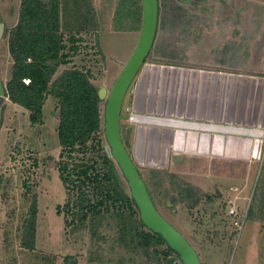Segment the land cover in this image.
Segmentation results:
<instances>
[{"label":"rangeland","instance_id":"1","mask_svg":"<svg viewBox=\"0 0 264 264\" xmlns=\"http://www.w3.org/2000/svg\"><path fill=\"white\" fill-rule=\"evenodd\" d=\"M20 2L0 0V23L4 25L0 38V77L4 86L10 78L12 65L5 33L17 22ZM189 2L159 0V37L146 59L148 64L172 63L169 58L178 60L187 55L200 59L201 51L204 50L201 46L202 50H196L189 41L182 44L190 39L192 33L187 35L183 31L181 45L173 43L174 37V41L178 37L174 34L176 30L172 29L174 21H178V24H205L219 22L218 18L221 22H227L236 16V13L231 12V7L234 8L236 4L226 5L225 0H222L218 9L211 6L216 2L203 4L197 1L188 7ZM79 3L78 9L89 17V21L86 23V20L81 19L79 22L70 20L65 23L66 34H77L84 40L79 45L78 53L73 56L74 63L88 68L93 75L92 83L98 90L105 89L107 95L133 52L140 25L137 30H120L130 26V0H79ZM175 3L186 7L177 10L174 8ZM71 12L74 18L76 13L73 8L69 14ZM243 13L246 18L253 15L248 6ZM247 23V35L243 41L246 48L249 39L260 33L262 25L258 17L255 20L249 17ZM88 26H91L90 29L81 32L82 27ZM168 35L170 39L168 37L163 44V37ZM219 37L218 34L210 38L204 36V40L215 44L219 42ZM230 49L231 45L228 48L223 45L221 56L216 57L209 51L206 60L214 59L215 62L219 58L222 62L234 60L243 63L252 59L247 52L244 57L236 51L232 55L228 53ZM162 56L168 57V60L164 62L158 58ZM65 68L60 67L57 74ZM134 91L133 83L124 100V116L130 115ZM104 106L105 98L100 101V148L111 157L103 130ZM56 107L57 99L49 96L43 105L42 124L31 125L29 113L10 103L7 96L0 103V264H170L163 255L154 254L153 248L145 255L142 249L128 243V240L118 242V232L112 220L105 221L98 239H92L86 230L66 232L63 217L57 214V206L65 203L67 195L57 171L61 149L56 132ZM135 125L128 120L121 122L128 151L135 158L139 152L138 169L151 190L158 211L192 245L201 264H264V222L260 220L264 214H248V207L252 204L253 210L257 211L261 197L260 185L264 184V140L260 143L256 157H253L252 142L246 154L242 145L237 144L239 140L248 141L247 138L232 140L227 136L220 138L210 134L206 141L200 140L204 134L197 132L200 139L195 143L188 141L189 148L195 149L190 152L183 150L184 140H176L174 135L168 145L166 160L162 162V133L149 135L147 126L145 137L143 135L142 138L144 142L141 140L137 144ZM229 140L232 143L225 150ZM88 144L92 146L91 142ZM91 156L93 154L90 153L87 158ZM124 187L127 189V184L124 183ZM178 187L195 190L200 196L197 205L189 209L180 202ZM34 194L38 208L35 245L32 250H26L20 247V227ZM229 201L233 202L237 217L228 215L233 206ZM172 264H179V260Z\"/></svg>","mask_w":264,"mask_h":264},{"label":"trees","instance_id":"2","mask_svg":"<svg viewBox=\"0 0 264 264\" xmlns=\"http://www.w3.org/2000/svg\"><path fill=\"white\" fill-rule=\"evenodd\" d=\"M78 2L21 0L17 22L5 33L12 61L10 78L5 84L6 96L11 103L29 113L31 125L42 124L46 99L49 96L57 99L56 132L61 149L57 171L67 195L65 203L57 206V214L62 215L66 232L86 230L92 239H98L105 221L112 220L118 232V242L128 240V243L142 249L145 255L153 248V253L163 255L166 262L172 264L179 260L182 264L178 254L161 236L148 230L141 222L138 208L129 188L124 187L127 183L117 164L100 148L102 125L98 88L92 83L91 71L84 65L75 64L73 59L84 40L77 34L65 32V23L70 20L74 23L81 19L86 23L89 21V17L78 9ZM129 4L130 26L120 30H137L140 25L141 0H130ZM72 8L76 13L74 18L73 12L69 14ZM91 26L79 28L82 32ZM60 67L66 68L57 74ZM124 143L126 145L125 140ZM90 153L93 156L87 158ZM260 186L257 211L253 210L252 204L248 207V214H264V184ZM147 188L155 205L151 190ZM177 190L178 200L189 209L200 201V196L190 187H178ZM36 199V195H32L20 227V247L26 250H32L35 245ZM260 220L264 222V216Z\"/></svg>","mask_w":264,"mask_h":264},{"label":"water","instance_id":"3","mask_svg":"<svg viewBox=\"0 0 264 264\" xmlns=\"http://www.w3.org/2000/svg\"><path fill=\"white\" fill-rule=\"evenodd\" d=\"M141 7L140 31L132 54L108 94L105 89L98 90L100 100L105 98L104 136L110 156L127 183L144 226L160 235L178 254L182 264H201L192 245L154 205L139 172V162L132 157L124 143L121 122L128 120L137 125V144L142 140L138 139L140 128L145 130L144 134L147 126L149 135L154 134L153 129L162 133V162H165L168 145L177 132L247 138L252 142V155L256 157L260 143L264 140V77L148 64L146 59L157 33L159 0H141ZM3 28L4 25L0 23V38ZM133 83L132 108L130 115L124 116V100ZM5 98L6 90L0 77V103ZM206 99L209 106L207 111ZM205 113L210 116L209 119L205 117L207 121H213L211 116L214 115L220 119H215V123L199 122L204 120Z\"/></svg>","mask_w":264,"mask_h":264},{"label":"crops","instance_id":"4","mask_svg":"<svg viewBox=\"0 0 264 264\" xmlns=\"http://www.w3.org/2000/svg\"><path fill=\"white\" fill-rule=\"evenodd\" d=\"M203 3V4H209L210 2H216V4L211 5L214 7V9H218L220 7L221 1H215V0H190L189 3H187V6H192L194 4ZM227 1L226 5H234V8L231 7V12L236 13V16H233L230 18L227 22L223 21L221 22L220 18H218L219 22L217 21H211L204 23H194V24H178V21L173 22L172 29L176 30L174 34H177L178 37H175L173 40L174 44L181 45V35L183 34V31L188 35L189 33H192L189 40H185L186 42L182 43L185 44L188 41L192 43V47L196 50H202V55H200V59L197 57H192L187 55V57L183 56L182 58L175 60L172 58H169V60H172V63H165V64H173L180 67H189V68H196V69H204V70H215L220 72H227V73H235V74H246L250 76H262L264 77V0H225ZM244 11V9L247 8V6L251 9V14L248 18L245 17L243 11L240 9V7ZM186 5L184 4H176L174 5V8L177 10H182V8H185ZM176 10V11H177ZM178 12V11H177ZM251 17V19L255 20L256 17H258V20H261L260 25V33L256 34L254 37H251L249 39V42L247 43V48L245 47V43L243 42L245 39V35H247L245 25L247 26V21ZM160 20V14L158 19V27H157V33L155 41H158L159 37V21ZM235 21V22H234ZM250 21V20H249ZM188 30V32H186ZM168 33V32H167ZM220 35L219 42L217 41L214 43H209L204 40V36H207V38L214 37ZM170 35V34H169ZM163 37L162 43L164 44L166 39H170V36ZM187 39V37H186ZM154 41V43H155ZM188 42V43H189ZM205 44V45H203ZM208 44V45H207ZM225 46L226 48L230 47L228 53L233 55V52H237V54L242 55L244 57L245 52L249 53V56H252V59L244 61L243 63L235 62L234 60L230 62L223 61L222 59H217L215 62L214 59L206 60V54L207 52L211 51L214 55V57L221 56L220 51L221 47ZM154 46V45H153ZM200 46L202 49H200ZM159 59L168 60L166 56L158 57ZM209 91V89H208ZM10 102V101H9ZM11 103V102H10ZM197 103V101H196ZM13 104V103H12ZM208 103L206 99L205 104V111H207ZM217 108V107H216ZM207 114L204 115V120H199V122H208V123H215V119H220L219 116H211L214 119L213 121H207L205 120V117ZM208 117V116H207ZM210 117V116H209ZM208 117V119H209ZM225 118V117H224ZM223 118V119H224ZM207 135V134H206ZM228 138V137H227ZM241 143V142H240ZM239 143V144H240ZM241 145V144H240ZM243 151L244 154H246V149H248V144H243ZM186 147H184L183 150H185ZM226 150V149H225ZM225 152V151H224ZM246 215V214H245ZM245 217V216H244ZM243 217V218H244Z\"/></svg>","mask_w":264,"mask_h":264},{"label":"bare ground","instance_id":"5","mask_svg":"<svg viewBox=\"0 0 264 264\" xmlns=\"http://www.w3.org/2000/svg\"><path fill=\"white\" fill-rule=\"evenodd\" d=\"M136 126V125H135ZM144 129H139V131H138V139L139 140H141L142 138H143V135H144ZM152 132H154V133H157V134H159L158 133V131L155 129H153L152 130ZM175 135V134H174ZM208 135H206V134H204L201 138L202 139H200L199 138V136L195 133V132H177L176 133V135H175V139L176 140H184V143H185V145H184V147H186L185 148V151H190V152H193L195 149H193L194 147H192V149H190L189 148V144H188V141H190V140H192V141H194V143L197 141V139L199 138L200 140H206V141H208V138H209V136L207 137ZM215 138H219V137H215ZM221 138V137H220ZM233 139H235V138H232V140ZM249 141V140H248ZM246 141V140H239L238 142H237V144H239L240 142V144L241 145H243V144H248V147L250 146V142L251 141ZM194 143H193V146H194ZM232 143V141L231 140H229V141H227V147L225 148L226 150H228L227 148L228 147H230L229 145ZM139 150V149H138ZM140 154H139V152H137L136 153V159H137V161L140 163Z\"/></svg>","mask_w":264,"mask_h":264},{"label":"built area","instance_id":"6","mask_svg":"<svg viewBox=\"0 0 264 264\" xmlns=\"http://www.w3.org/2000/svg\"><path fill=\"white\" fill-rule=\"evenodd\" d=\"M229 203L232 204L233 206L229 210L228 215L231 216V217H237V211H236V208H235L233 202L229 201Z\"/></svg>","mask_w":264,"mask_h":264}]
</instances>
